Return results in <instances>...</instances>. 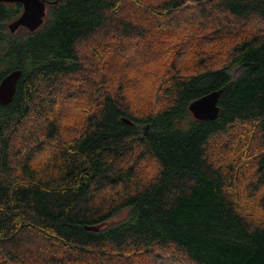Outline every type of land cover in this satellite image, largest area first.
I'll return each instance as SVG.
<instances>
[{"label": "trees", "instance_id": "16d2710c", "mask_svg": "<svg viewBox=\"0 0 264 264\" xmlns=\"http://www.w3.org/2000/svg\"><path fill=\"white\" fill-rule=\"evenodd\" d=\"M47 1L0 2V264H264V0Z\"/></svg>", "mask_w": 264, "mask_h": 264}, {"label": "water", "instance_id": "95a60500", "mask_svg": "<svg viewBox=\"0 0 264 264\" xmlns=\"http://www.w3.org/2000/svg\"><path fill=\"white\" fill-rule=\"evenodd\" d=\"M0 2L21 3L23 6L20 16L8 24L11 32H15L20 27H27L31 32L36 31L44 23L50 5L47 0H0ZM22 73L21 68L15 69L0 81L1 104L7 105L13 100ZM220 94L221 90H216L192 101L189 106L192 115L199 120L217 118L220 112ZM125 120L131 123L129 119L125 118Z\"/></svg>", "mask_w": 264, "mask_h": 264}, {"label": "rangeland", "instance_id": "374dc122", "mask_svg": "<svg viewBox=\"0 0 264 264\" xmlns=\"http://www.w3.org/2000/svg\"><path fill=\"white\" fill-rule=\"evenodd\" d=\"M8 28H9V27H8ZM17 30H18V29H17ZM17 30H16V31H17ZM16 31H15V32H16ZM126 48H127V47H121L120 49H118V50H119V53H117V52L114 53V56H117V57L124 56V57L127 58L128 54H129V51L126 52ZM129 62H131V61L129 60ZM150 173H153V170H150ZM146 174H148V173H146ZM146 174H145V176H144L145 178H147V175H146ZM248 177H249V176H246V178L244 177V180H245L246 183L250 182V180H249ZM126 216H127V210H123V211L119 212L117 215H115V216H113L112 218H110L109 220H107L106 222L100 224V225L98 226V228H99V229H100V228H105V227H108V226L113 225V224H115V223H118V222L122 221L123 219H125ZM167 256H170L169 253H167ZM176 259H177L176 257H171V256H170V258H169V260H171V261H169L170 264H178ZM165 261H166V260H165Z\"/></svg>", "mask_w": 264, "mask_h": 264}, {"label": "bare ground", "instance_id": "6f19581e", "mask_svg": "<svg viewBox=\"0 0 264 264\" xmlns=\"http://www.w3.org/2000/svg\"><path fill=\"white\" fill-rule=\"evenodd\" d=\"M11 72V71H10Z\"/></svg>", "mask_w": 264, "mask_h": 264}]
</instances>
